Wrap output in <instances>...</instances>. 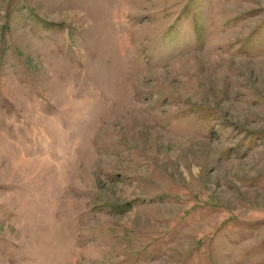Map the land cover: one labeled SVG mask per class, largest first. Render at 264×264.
Returning <instances> with one entry per match:
<instances>
[{"label":"rangeland","instance_id":"rangeland-1","mask_svg":"<svg viewBox=\"0 0 264 264\" xmlns=\"http://www.w3.org/2000/svg\"><path fill=\"white\" fill-rule=\"evenodd\" d=\"M0 264H264V0H0Z\"/></svg>","mask_w":264,"mask_h":264}]
</instances>
